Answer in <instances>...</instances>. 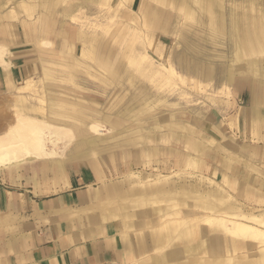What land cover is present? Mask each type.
<instances>
[{"label":"crops","instance_id":"0c3cea01","mask_svg":"<svg viewBox=\"0 0 264 264\" xmlns=\"http://www.w3.org/2000/svg\"><path fill=\"white\" fill-rule=\"evenodd\" d=\"M122 1L134 8L135 0ZM151 1L141 0L138 12L154 29L151 49L161 57L165 44L158 35L167 31L164 13ZM155 1L175 6L178 17L209 24L217 19L216 0H208L212 6L206 0ZM254 1L259 3L249 0L248 6L255 8ZM37 2L42 10L32 19L20 9L31 11L30 0H0V47L6 52L0 59V98L15 92V111H41L42 117L36 118L66 127L74 138L60 156L0 168V264H264V247L252 255L249 242L264 238L228 229L235 221L251 223L248 214L264 218V11L249 14L242 6L232 13L226 38L234 53L222 77L223 86L231 85L232 91L227 110L164 113L153 128H144L138 120L144 111L130 115L121 110L115 119L97 116L102 111L91 98L98 95L87 92L91 80L85 83L75 75L79 67L95 66L106 70L94 74L101 82H114L119 61L137 51L132 47L136 30L119 25L112 44L119 43L118 49L113 48L60 18L54 8L63 0ZM14 3L20 11L17 18L11 13ZM110 14L138 27L126 11ZM76 32L77 39L88 38L87 48L80 46L83 55L77 52L81 39L75 38ZM85 55L94 64L81 59ZM63 56H70L71 62L59 65ZM59 66L71 72L68 77L80 89L67 97L46 90L63 87L56 81ZM213 69L208 65L197 70V79L211 80ZM31 79L44 83L46 108L28 104ZM103 121L111 124V133L102 127ZM95 123L101 131L91 128ZM156 134L158 144L153 145L149 139ZM146 139L149 145L143 146V153L156 157L160 171L173 172L135 170L144 161L136 145ZM129 162L134 168L128 169ZM183 170L195 178L188 179ZM187 205L205 212L197 215L187 211ZM209 217L225 218L227 229L208 222Z\"/></svg>","mask_w":264,"mask_h":264},{"label":"rangeland","instance_id":"374dc122","mask_svg":"<svg viewBox=\"0 0 264 264\" xmlns=\"http://www.w3.org/2000/svg\"><path fill=\"white\" fill-rule=\"evenodd\" d=\"M37 1L38 0H30V2H32V10L29 12L24 9V7H20L21 12H23L27 18L33 19L35 15L41 12L42 7ZM67 1L64 2L63 0V2L58 4L54 8V12L59 15L60 18L66 17L76 26L75 30L84 31L90 36L92 34L97 35L99 41L103 44H113V38L115 37L113 34H115L114 32L117 31V27L121 24H123V26L128 25L132 27L136 30L135 32L138 33L137 38L135 36L136 39H134L135 42L132 46L137 48V51L132 57L131 55L130 57L127 55L126 57H122L119 61V67L121 68L114 82H101L94 74H97V71L106 74V70L102 68V70H100L95 66H89V68L86 66L79 67L75 75L82 77V79L84 78L83 82L88 78L91 80L92 87L87 90V92H90L92 95H98V99L91 98L92 101L98 103H92L94 104L93 106L102 111L98 112L97 116L101 117L105 114H109L115 119L117 113L121 110H124L125 113L130 115L139 114L144 111L138 119L139 121H143L142 124L144 128H153L154 124L157 122V118L164 113H173L181 110L185 112L187 109L202 112L213 109L227 110L232 97V91L231 85L230 89L223 86L224 80L222 77L228 65L231 63L234 53L231 40L226 38V32L230 27L232 19V13L236 12V10H241L242 6L248 10L249 14H251L253 10H258L259 8L264 11V0H259V3L254 1V4H256L255 8L248 6L249 0H216L215 11L217 12V19L214 23L210 22L209 24L199 19L186 18L183 15L182 17H178L175 6L170 7L157 4L155 0H152V7H157L164 13V16L161 18L167 30L158 35L159 40L165 44L164 53L160 57V54H157L151 49L152 42L156 37L155 34L152 33L154 29L151 28V30L149 26H147L148 23L145 22L141 13L138 12L141 0L134 1L133 9L128 4L121 5L123 4L122 0H116L111 5L107 2H105L106 4H102L100 0ZM87 1L89 2L87 3ZM118 5L121 6L117 8ZM13 6H15V3L12 5L11 13L17 18L18 14H20V11H17L19 7L15 9ZM115 9L130 13L131 21L134 20L138 24V27L126 21V18L112 17L113 14L110 13H113ZM155 30L157 34L158 31L157 29ZM86 39L88 38H84L80 42V45L77 47V52H80V46L83 49L86 48L84 47L88 44V40ZM159 40L156 41L158 44L160 43ZM118 45H112V47L115 48L117 46L118 49ZM80 55H83V53ZM181 57H183V62L179 60ZM81 59H85L86 63L94 64V61L91 60L92 58L87 57V55L81 57ZM58 60L60 61L58 63L59 65L67 64L71 62V57L63 56ZM208 65H212L214 68V76L212 79L209 80L207 77L197 79V70L202 71ZM239 65L241 66V64ZM59 68V75H61V77H56V81L59 80L63 87H50L46 90H54V92L61 91L64 93L61 94L65 95V97H67V94L74 93V90H80L78 87H75V84L70 79L72 77H68V74H71V72L64 71L61 66H59ZM122 71L124 72V78L122 77ZM77 78L75 79L74 77V80L77 81ZM85 83H88V80H86ZM43 85L44 83L41 81H33L32 79L29 81L26 90L28 104L44 106V108L47 107V101H43L42 99V93L44 92ZM116 85H118L117 88ZM17 92L19 91L17 90ZM114 93L115 95L112 97ZM61 94L59 95L62 96ZM15 98V92L6 93L0 98L1 128H4L15 114L14 111L18 107ZM61 100L63 99L57 101L60 103L64 102ZM146 104H148L149 107H147ZM69 105L72 107V104ZM45 111L46 110H44V112ZM33 115L42 117L43 113L41 111H33ZM121 118L123 120L124 117ZM127 120L128 119L125 118L122 123H125ZM102 123L104 124L102 127L108 130L107 133H111L109 130L112 128L111 124L107 121H103ZM157 131L158 130H156V133ZM157 136L156 134L155 137H152L155 138L153 140H151L152 138L149 139L153 145H155V143L158 144ZM110 138L113 137H109V139ZM147 144L149 145V141L147 143L146 139L136 145L139 146L138 156L139 158H143L144 161H140L141 163L139 165H135V170H154L155 172H162L164 174L173 172V170L160 171L156 157L149 158L147 152L143 153V146ZM146 148L147 147H145V150ZM131 159L132 156H129V161H131ZM133 166H131V162H129L128 169L134 168ZM182 175L188 179L195 178V174L190 173V171L183 170ZM185 209L187 211L193 210L197 215H201L205 212L201 209L191 207V205L185 206ZM261 209L264 210L263 208ZM249 242L252 246V248H250L252 250V255H255L259 252L261 247H264V242H256L254 240Z\"/></svg>","mask_w":264,"mask_h":264},{"label":"bare ground","instance_id":"6f19581e","mask_svg":"<svg viewBox=\"0 0 264 264\" xmlns=\"http://www.w3.org/2000/svg\"><path fill=\"white\" fill-rule=\"evenodd\" d=\"M115 1L116 0H106L105 2L111 5ZM210 2L211 1L206 0L205 4L208 3L210 6H212ZM112 17H116V14H113ZM211 17H213L211 18L213 20L214 16L212 15ZM77 35H78L77 32L74 33L75 38L78 37ZM78 39H81V36ZM78 41L80 42L82 41V39ZM2 47H0V59H2L4 53H6ZM90 54L88 55L90 56ZM14 112L15 114L13 115L12 121L10 120V122L4 128L0 127V168H6L13 165H17L24 160H32L42 157L60 156L61 153L64 151V149L70 144V142H72L74 138L71 131L66 127L54 125L50 122L38 119L36 118L35 115H31L30 114L31 112H26V111H14ZM91 128H93L95 131H101V127L99 123L93 124ZM245 216L246 219L252 222H257L258 225H255L252 222L251 223L245 222L243 220L242 221L234 220L235 221L233 223L234 225L231 226L232 228H228V229L239 236L251 235V236H261L262 238H264V218L260 217L257 214H248ZM224 219H222V217L221 219L218 218L213 219L209 217L207 218V221L208 222L214 221L219 226L227 229L225 225L226 220Z\"/></svg>","mask_w":264,"mask_h":264}]
</instances>
